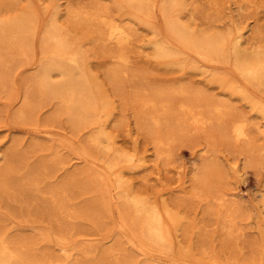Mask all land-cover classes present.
Wrapping results in <instances>:
<instances>
[{"label": "rangeland", "instance_id": "obj_1", "mask_svg": "<svg viewBox=\"0 0 264 264\" xmlns=\"http://www.w3.org/2000/svg\"><path fill=\"white\" fill-rule=\"evenodd\" d=\"M123 2L59 0L56 18L82 48L90 70L110 98L113 115L106 119L105 125L115 147L145 157V166L129 163L121 171L130 192L149 199L163 212L167 207L182 218V225L175 226L173 231L176 235L173 246L166 250L141 241L131 211L118 197L115 185L118 170L102 176L94 171L99 152L90 133L96 125L75 128L67 116L60 113L55 100L36 96L30 75L35 73L42 56L39 47L42 23L29 39L30 50L17 57L13 66L9 64L8 70L0 68V173L4 174L9 186L8 190L0 189V235L11 249L25 253L31 260H53L54 264L125 261L133 264H264V207L259 204L261 196L258 194L259 189L264 192V117L249 102L231 92L226 83L211 81L210 77L201 74V70L187 66V62L191 59L202 63L206 74L216 72L215 75L239 86L261 103L264 102V90L240 75L233 66L231 55L229 60L222 58L212 62L204 61L192 50H186V56H182L186 59L155 57L152 42L157 38V32L165 39L172 37L167 33V19L161 10L163 0H150L147 5L150 12L146 9L139 13L136 24L131 25L136 33L125 48L129 56L127 65L123 66L126 74L122 81L125 84L122 82V89L117 91L109 77V69L118 63L106 53L113 44L107 46L100 41L97 26L83 22L81 18L78 20L74 14L79 10L94 13L99 8L106 10L111 18L129 23V19L134 18L133 11L125 6V0ZM92 7L96 10L92 11ZM30 8L40 15L37 14L39 19L42 16L43 23L54 17L51 0H0V19L18 16ZM180 13L195 30L225 31L234 22L241 21L244 30H248L243 47L253 45L250 47L253 49L256 44L264 50V0H187ZM0 46L5 47H0L2 53L7 50L4 41ZM174 60L178 62L173 63ZM180 85H184L187 92H178L173 97L175 107L184 100L197 103L201 97L224 102V110L228 112L224 120L220 124L213 121L204 127L191 121L178 125L173 118L184 115L177 112L172 118L175 121L169 120L155 127L145 119V127L142 126L138 111L141 98L157 99V89ZM196 90L202 91L203 96ZM28 105L32 110L28 119L16 118L17 110ZM147 110L145 108V112ZM236 118H245L249 122L247 141H236L232 136L231 128ZM159 135H168L172 139L170 147L165 148L161 156H157L155 146ZM210 147L212 151L205 154ZM195 168L199 172L198 178L194 174ZM32 178L39 180L40 192L33 193L28 189ZM238 189L241 198L236 196ZM53 191L62 199L60 209L54 206ZM215 195H225L226 203L222 205L215 200ZM235 210L238 214L234 213L237 214L234 224L224 221V215ZM122 215L129 225L125 230L119 225ZM128 236L135 242H130ZM58 241L73 245L72 257L58 250Z\"/></svg>", "mask_w": 264, "mask_h": 264}, {"label": "bare ground", "instance_id": "obj_2", "mask_svg": "<svg viewBox=\"0 0 264 264\" xmlns=\"http://www.w3.org/2000/svg\"><path fill=\"white\" fill-rule=\"evenodd\" d=\"M58 1L59 0H51V4L54 7V17L51 18L52 20L50 21L45 20V23H43L44 20H42V16L40 17V19L42 20L40 22V19L38 17L39 14H35L32 8L22 11L18 16L13 15V18L9 17L6 19H0V40L2 41V43L4 41L7 45V50L3 53L1 51V48H3L4 46H0V68H7L8 70L9 64H14V61H16L17 57L21 56L23 53L25 54L26 50H30L31 44L29 39L34 36L35 31H37L36 27L38 26V24L40 23L41 26L42 23L43 30L41 31L42 36H40L41 45L39 46L41 47L40 49L42 52V56H40L39 52V56L41 57V59L36 66V71L33 76L31 77L30 75V81L33 82L34 87H32L34 88L36 96L38 95L42 99L52 98L53 100H55L59 106L60 113L65 114L68 120L73 124L75 128L88 124L96 125L90 133L91 140L99 152V156L97 158L98 162L96 161L95 165L93 166L94 171L97 172L96 174H98V176H102L114 169L118 170L117 173L119 172V174L116 176L115 179V185L119 191L118 197L121 198L124 207L131 211L133 220L135 221L133 223H136L137 225L139 239L143 242H149L154 245H157L161 249L171 248L174 243L173 231L176 227L182 225V218L178 214L175 215L171 213L170 210H168L169 208L167 207H165V212H163L156 205H154V203H151L149 199L145 200V198L143 199L138 195H133V193L130 192L128 186L126 185L127 182L123 180V174L121 172L123 167L126 165H130L129 163L132 164L136 162L138 167H143L145 166V157H137L136 154L126 153L118 147H115L112 136L110 135L111 133H108L105 125L106 119L112 114L113 111V106L111 104L110 98L104 92V89L101 88V85L99 84L101 81L99 82L98 77L96 78L90 70L82 48L77 45L78 43H76L72 37H70L69 33H67L68 31H66V29L59 23L58 19L56 18V15L59 11ZM148 1L150 0H125V6H127V8H130L131 11H133L131 15L134 16L133 19L128 18L130 20L129 23H125L123 22V20L121 21L116 18H111L106 14V10L100 11V9L98 8V11L94 9L95 7H92V11L96 10L94 13L82 10H79V12L75 13L73 10V14L75 13L74 15L75 17H78V20L79 18H81V21L87 22L89 24H95L97 26V36L100 41L105 43L107 46L113 44L112 48L114 50L112 48H107L106 53H108L113 59H116L118 63V66L109 69V77L117 91H120V89H122V82H124L122 81V79L126 74V71L125 69H123V66H126L129 61V56L126 53L125 48L130 43L133 34L136 33L135 31L133 33L134 29L132 30L131 25L136 24V19L139 17V13L146 12V9H151L147 8ZM186 2L187 0H163L161 10L164 15V18L166 17L167 19V33H169V35H171L170 37L172 38L165 39L163 37H160L159 33L157 32V38L152 42L154 46L153 55L158 59L170 58V60H176L179 57L183 58L182 56H186V50H192L193 53L198 54L199 56H201V58L204 59V61L207 60L208 62H212L222 58L229 60V55H231L230 57L231 61L233 62V66L240 73V75L253 85L261 88L263 91L264 50L257 48L256 44L254 45L255 47L253 49H251L253 45L252 47L249 46V48L243 47V44L246 42L244 36L248 30H244L245 28H243V26L240 24L241 21L236 24L234 22V25L230 26L225 31L217 30L214 28L211 31L195 30L194 28H192L191 25H189V23L183 20L180 13L185 8ZM45 9H48V7ZM88 11L91 10L88 9ZM45 12H48V10ZM71 36L74 35L72 34ZM114 45L116 46V48H114ZM175 60L173 63L178 62H176ZM188 60L189 59H187V61ZM201 64H198V62H195L194 60L191 61V59L187 62V66H189L190 68L201 70V74L206 75V77H210L211 81L217 82L218 80L223 85H225L226 83V86L231 92L236 93L241 99L249 102L251 104V107L264 117V102L261 103L259 101H256L254 97H252L239 86H233L232 84L227 83L225 79L219 77V75H215L216 72L214 71H212L214 72L213 74H206V70H202L203 65ZM56 76H58L59 78H56ZM178 92L186 93V87L184 85H180L171 86L167 89H157L156 94L157 97L159 96V98H150L148 100H145V98H141L138 110L140 114L141 125L145 127L146 119L148 123L154 125L155 127H160L169 122V120H176L175 123L178 125H181L185 121H191L193 122V124L195 123L196 125L204 127L207 124L212 123L213 121L220 124L224 120V117L228 114V112H225L224 110V107H226L224 102L207 99L205 97H201L200 101H198L197 103L191 102L189 100H184L182 102L180 101V103L177 104V107H175L173 97ZM196 92L203 96L202 91L196 90ZM29 105L25 108L18 109L15 114L16 118L22 120L28 119L32 111L31 108H29ZM145 108H148L149 110L145 112ZM177 112H180L181 115L183 114L184 117H174L175 113ZM172 118L175 120H173ZM238 118H236L237 120L234 122L231 128L232 136L236 141H247L249 139V122L245 118ZM171 143L172 139L170 136L159 135L155 139L157 156H161L162 154H164L165 148H169ZM262 149L264 151V146ZM210 151H212L211 147L205 152V154L209 153ZM100 162H102V165H100ZM208 164L209 163L207 162V165ZM194 174L196 178H198V169L195 168ZM5 178L6 177H4V174L0 173V189L8 190L9 186ZM28 189L33 193L40 192L39 180L36 178H32L28 182ZM53 192H51V194ZM56 194L54 192L53 196L55 198L53 199V203L57 209H60L63 207V202L61 197ZM258 194L261 196V202H259L260 200L257 198L259 200L258 202L264 207L263 190L259 189ZM236 196L239 198L243 197L240 189H238V191L236 192ZM224 197L225 195L219 197L216 196L215 200L220 201L223 205L224 203H226V198ZM234 203L238 204V202L235 201ZM261 205H258V208L259 206L261 207ZM237 211L238 210L232 212L233 214H227V212H225V214L227 215H224V221H229L230 223H233L235 221V218L237 217ZM234 213L237 214L235 215ZM119 225L124 230L127 229L126 227H129L127 218L125 216L122 215V223ZM230 225L232 224H229V226ZM235 227L237 228V226ZM229 231L231 230L229 229ZM59 240L62 239L60 238ZM129 241L132 243L135 242L134 238L131 236L129 237ZM58 242L60 243L59 245L57 244L58 250L63 251L69 257H72V250L74 248H72L73 245L71 246V244L67 241ZM54 263L55 262L53 260H31L29 256L25 255V253L23 254L19 251L11 249L7 240L0 235V264ZM116 264L133 263H131L130 261H125L117 262Z\"/></svg>", "mask_w": 264, "mask_h": 264}]
</instances>
